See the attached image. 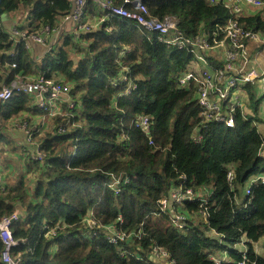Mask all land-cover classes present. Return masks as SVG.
<instances>
[{
  "label": "trees",
  "instance_id": "1",
  "mask_svg": "<svg viewBox=\"0 0 264 264\" xmlns=\"http://www.w3.org/2000/svg\"><path fill=\"white\" fill-rule=\"evenodd\" d=\"M100 1L131 9V0ZM140 1L148 20L170 19L174 27L160 35L86 0L84 15L99 26L73 35L68 23L36 59L32 49L13 41L2 18L23 14L17 27L28 33L45 26L58 31L72 12L70 0H0V92L16 77L29 83L36 75L67 83L69 90L63 115L36 139L42 160L28 155L33 185L23 176L0 185V221L22 213L9 226L18 242L11 253L21 264H161L149 258L154 250L165 253V264H215L211 256L225 252L220 264H264V182L252 177L264 175V134L256 125L260 90L240 86L246 96L232 112L228 95L221 114L233 127L206 118L195 83H178L197 73L194 53L168 42L180 33L228 47L223 28L234 21L262 41L248 43V55L261 52L264 7L234 13L222 1ZM30 108L29 95L14 90L0 102V132ZM143 118L147 133L135 125ZM174 187L198 196L176 205L182 227L170 218L175 207L160 205ZM108 228L124 240L109 243Z\"/></svg>",
  "mask_w": 264,
  "mask_h": 264
},
{
  "label": "built area",
  "instance_id": "2",
  "mask_svg": "<svg viewBox=\"0 0 264 264\" xmlns=\"http://www.w3.org/2000/svg\"><path fill=\"white\" fill-rule=\"evenodd\" d=\"M222 1L227 7H230L234 13H242V9L245 8H259L264 7V3L260 0H209L210 3H217ZM73 7L72 12L62 18V24L71 23L72 33L77 35L78 32H89L96 28L95 23H91L89 17L84 18V6L86 0H70ZM96 4L101 10L109 12L112 16L118 17L122 20L131 21L134 24L144 27L149 31L159 33L160 35H166L170 29L174 27V22L170 19H165L162 22H157L155 20H148V12L144 3L140 0L127 1L131 5V9L119 8L108 6L100 0H95ZM76 7H75V6ZM99 26L100 21L96 20ZM17 25L13 27L10 31V35L14 42L23 43L25 49L31 50L33 45L43 46L50 50V46L54 43L60 36H62L61 30L51 31L48 26L43 27L41 30L35 32V35H31L27 31H22L19 29L17 31ZM226 37L230 41V46H225V43L214 42L213 46H209L208 42L203 37L187 38L180 33H177L170 41L171 44L176 45L177 49L182 50L185 47L188 51L194 53L196 58V63L201 64L205 67L200 73H187L182 76L178 83L181 86H186L190 82H194L197 86V101L198 105L202 107L205 112L206 118L211 117L217 118L219 121H224L227 127H233V122L230 117L225 118L222 112V104L228 99L227 92L232 93L234 89L238 86L250 85L257 87L261 94L264 95V71L259 72L255 69L248 70L247 66V55L249 53L248 43L262 42L260 38L251 32L243 33L242 29L234 21H229L223 28ZM243 40H247L244 44ZM215 49H220L225 55L223 57V66L218 68L215 64H210L206 57H209L207 53L213 52ZM261 53L264 55V44ZM13 56V54H9ZM249 56V55H248ZM12 68L15 65H11ZM229 73L231 74L229 76ZM195 74V75H194ZM20 80V79H19ZM17 83V84H16ZM9 88H4L0 92V102H5L11 96L14 90L24 92L26 94L38 95V108L43 112L47 113L49 116L57 115V109L55 103L53 102L58 96L64 95L68 96V89L62 87L61 84L54 82L50 79H44L43 75H39L33 78L29 83H23L15 78L10 83ZM19 85V86H14ZM230 97V95H229ZM212 100L213 105L207 102ZM64 103H69L65 100ZM231 108L230 112L233 111V107L240 105V96H234L230 100ZM135 125L141 127L142 131L148 132V120L146 118L138 119ZM61 131V130H60ZM62 132V131H61ZM26 138L32 139L30 133H26ZM27 142V140H26ZM29 145V142H27ZM36 150H31L30 157L35 161H41L43 154L39 150L36 142L32 144ZM29 147V146H28ZM230 180V175H228ZM264 182V177L260 178ZM246 193L248 191L246 190ZM176 199L172 196V199L162 200L160 202L162 209H168L170 207H175L174 212L171 210L170 214H175L180 216L179 212H176V205L180 206L185 201L193 202L198 199V196L191 189H181L180 193H176ZM169 204V206H167ZM17 218V213L9 217H4L0 221V241L3 245V250L0 254L1 264H21L20 258L17 255H12L11 249L18 244L11 235L9 230L10 223ZM205 220V216H203ZM184 221V216L182 215L179 219H176L175 225L177 227H182L181 221ZM110 229V228H108ZM111 235L108 236L107 240L109 243L114 244L118 241H123V236L117 234L110 229ZM162 256L166 260V255L162 251L154 250L149 256L150 259H154ZM215 264H220L223 258L211 257ZM238 264H243L239 262Z\"/></svg>",
  "mask_w": 264,
  "mask_h": 264
},
{
  "label": "crops",
  "instance_id": "3",
  "mask_svg": "<svg viewBox=\"0 0 264 264\" xmlns=\"http://www.w3.org/2000/svg\"><path fill=\"white\" fill-rule=\"evenodd\" d=\"M6 21L7 18L3 20L6 25L10 24ZM10 22H13V20H10ZM45 48L46 47L43 46L33 45L32 55L37 57V54L45 52ZM238 88L239 87H237L236 90L234 89V91H238ZM37 96V94H29V98L31 99L30 110L22 113L20 117L12 119L7 125V128L0 132V185H4V183H8L10 186L14 185L22 176L24 177L25 173H27L26 171L23 172V169L26 168L27 170L28 155H30L31 150H28L29 147L25 145L26 136L24 137V134L30 133L32 139H38L45 131H51L52 118L59 115L61 112L60 108L63 107L65 100L69 101L68 96L60 94L58 98L53 101L57 109V115L49 116L38 108ZM257 99L259 100V98ZM37 109L42 113H36L35 111ZM245 111L249 113L247 109ZM16 122L24 125L19 127ZM13 125H15V128H12ZM60 130L61 129L58 130L59 133H61ZM17 170L20 171L15 173ZM13 173L16 175H13ZM17 211V213H21V210L18 209ZM20 217H22V215ZM215 256L226 258L225 253H219Z\"/></svg>",
  "mask_w": 264,
  "mask_h": 264
},
{
  "label": "rangeland",
  "instance_id": "4",
  "mask_svg": "<svg viewBox=\"0 0 264 264\" xmlns=\"http://www.w3.org/2000/svg\"><path fill=\"white\" fill-rule=\"evenodd\" d=\"M75 6V5H74ZM76 7V6H75ZM19 17H21V18H19ZM87 16L85 15L84 16V18H86ZM89 18L91 17V16H88ZM7 18V23H10V24H8V25H4V28L6 29V30H9V29H12L13 28V26L15 27V25H18V22H20L22 19H23V14H21L20 16H17V15H15V14H10L9 16H4L3 18H2V22H3V20H5ZM12 21L13 20V22H10V20ZM98 19H101V18H98ZM88 21H92V19H90V20H88ZM93 23H97V21H95V20H93L92 21ZM4 23V22H3ZM71 24V23H70ZM67 25H68V23H64L63 22V24L59 27V30H61V31H65V29H66V27H67ZM61 27L63 28V29H61ZM17 29V31L19 32V29L18 28H16ZM40 30V29H39ZM38 30V31H39ZM71 30H72V24H71ZM22 31H25V30H21V32ZM35 32L36 31H33V32H31V35H35ZM177 34V33H176ZM174 36V35H173ZM45 52H47L46 51V49H45ZM32 53V52H31ZM73 53H75V51L73 52ZM33 54V53H32ZM42 55H43V53H39V54H37V57H36V59H40L41 57H42ZM207 55L208 56H210V57H213L214 59H210V61H209V63L210 64H213L214 62H216V61H221V62H223L224 60H223V57L225 58V54L220 50V49H215L213 52H209V53H207ZM33 56V55H32ZM78 56H80L78 53H76V54H74V57H78ZM247 60H248V62H247V66H246V68L248 69V70H253V69H255V70H257V71H259V72H262V71H264V55L261 53V52H252L249 56L247 55ZM191 69H193V70H196L198 73H200L201 71H203L204 69H205V67L204 66H200L199 68H198V65L195 63V62H193L192 63V66H191ZM35 74H37V73H35ZM38 75H36V77H37ZM16 78H18V81H20L19 80V77H16ZM51 80H53V79H51ZM61 81V80H60ZM58 83V82H57ZM17 84V83H16ZM66 85H67V83H65ZM0 85H3V84H0ZM66 85H63L62 87L64 88V87H66ZM14 86H19V85H14ZM227 95H230V97L232 98V97H234V96H242L243 97V99H244V97L246 96L245 95V92L242 90V91H240V90H238V91H233L232 93H230V92H227L226 93ZM257 96L259 97V101H258V110H259V113H258V116H257V122H256V125H257V128H258V130L259 131H261L263 134H264V97H263V94H261V92L259 91V92H257ZM241 100V99H240ZM198 102V101H197ZM208 104H210V105H213V102H212V100H209L208 102H207ZM71 107V106H70ZM63 115V113L62 112H60L59 113V115ZM19 122H16V124L20 127V126H23L24 124H18ZM15 124V125H16ZM15 125H13L12 126V128L14 127L15 128ZM27 134L25 133L24 134V137L26 136ZM26 140H27V142H29V148H28V150H36V148L35 147H33L32 146V144L35 142V138H33V139H29V138H26ZM27 150V151H28ZM20 170H17L15 173H18ZM24 171H26L27 172V170H26V168H24L23 169V172ZM13 175H16V174H14L13 173ZM33 174H30V173H25L24 174V177H25V179H26V181L27 182H32V185H33ZM262 175H260V174H258V173H256V174H254L252 177H261ZM29 177V178H28ZM28 184V183H27ZM109 186H111V187H113V184H109ZM112 189V188H111ZM181 192V189L180 188H173V189H171L170 190V196H168V197H166L164 200H168L169 198H171L172 199V196L174 197V199H176L177 197H176V193L178 194V193H180ZM167 206H169V204H167ZM179 212V211H178ZM180 213V216H181V212H179ZM180 216L179 215H176V213L175 214H171L170 215V218H172L173 219V223H174V225H175V222H176V219H179L180 218ZM90 223V222H89ZM90 225H92L93 227H96L97 226V224H90ZM89 226V225H88ZM176 226V225H175ZM108 233H110V231H107ZM262 246H264L263 244H262ZM258 252L260 253V251H259V249H258ZM226 253V252H225ZM155 260H157V261H159V262H161V264H165L164 263V259H163V257L162 256H159V257H157V258H155Z\"/></svg>",
  "mask_w": 264,
  "mask_h": 264
},
{
  "label": "clouds",
  "instance_id": "5",
  "mask_svg": "<svg viewBox=\"0 0 264 264\" xmlns=\"http://www.w3.org/2000/svg\"><path fill=\"white\" fill-rule=\"evenodd\" d=\"M46 51H48V50H46ZM39 76V75H38ZM29 95V94H28ZM64 104H67V103H64ZM28 146V145H27ZM261 177H264V175H262ZM261 177H258V178H261ZM17 213V212H16ZM18 214V213H17ZM18 218V217H17ZM16 218V219H17ZM212 257V256H211ZM213 257H217V256H213ZM218 258H223V257H218ZM223 261H226V258H223Z\"/></svg>",
  "mask_w": 264,
  "mask_h": 264
},
{
  "label": "water",
  "instance_id": "6",
  "mask_svg": "<svg viewBox=\"0 0 264 264\" xmlns=\"http://www.w3.org/2000/svg\"><path fill=\"white\" fill-rule=\"evenodd\" d=\"M47 50V49H46ZM39 98V97H38ZM22 214L21 213H18L17 217L19 218Z\"/></svg>",
  "mask_w": 264,
  "mask_h": 264
}]
</instances>
